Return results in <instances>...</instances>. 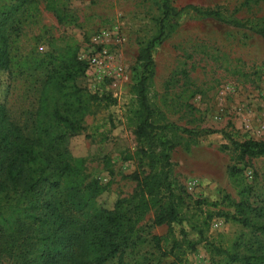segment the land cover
<instances>
[{
	"label": "rangeland",
	"instance_id": "374dc122",
	"mask_svg": "<svg viewBox=\"0 0 264 264\" xmlns=\"http://www.w3.org/2000/svg\"><path fill=\"white\" fill-rule=\"evenodd\" d=\"M23 16L11 49L13 76L0 72V101L13 119L30 125L39 107L48 70L73 57L87 63L77 85L92 97L80 135L69 141L74 157L84 160L85 183L97 181L105 191L97 203L113 209L136 188L148 160L135 131L134 87L141 75L140 50L160 27L159 0H37ZM11 0H0V6ZM171 0L181 9H219L227 19L264 23V0ZM57 4L67 21L46 9ZM169 35L155 50V74L148 88L151 105L162 122L193 135L171 134L178 147L171 153L174 185L185 200L188 223L182 229L195 250L171 254V229L152 225L154 211L137 225L130 246L107 264H226L225 251L247 253L252 227L235 218L237 203L264 211V158L240 163L222 150L225 131L239 141H264V40L247 30L198 16L191 10L171 23ZM188 72L186 77L182 71ZM239 169L236 175L232 168ZM147 174V173H146ZM203 228L200 240L191 225ZM257 224V222H254ZM155 237L161 238L159 244ZM1 263L14 264L4 254Z\"/></svg>",
	"mask_w": 264,
	"mask_h": 264
},
{
	"label": "trees",
	"instance_id": "16d2710c",
	"mask_svg": "<svg viewBox=\"0 0 264 264\" xmlns=\"http://www.w3.org/2000/svg\"><path fill=\"white\" fill-rule=\"evenodd\" d=\"M253 1L256 0H246L245 5ZM159 2V31L139 52L141 75L134 87L135 134L143 143L149 170L144 176L135 174L133 194L118 200L113 209L98 205L97 198L105 188L97 181L85 183L84 160L69 150V141L82 131L92 100L77 85L78 78L87 71L86 62L73 57L68 64L48 70L30 125L17 123L7 104L0 101V256L4 254L14 264H107L130 246L137 225L151 211L155 213L154 227L171 229V254L178 257L186 249H196L199 241H191L187 231L182 229L179 239L173 230V226L182 227L188 220L185 200L175 189L171 159L178 147L171 134L194 132L162 122L161 113L150 103L147 93L155 74V50L168 37L171 23L187 10L250 31L263 40L264 23L227 19L219 9H177L171 0ZM37 3L11 0L0 6V72L9 77L13 76L10 48L20 34L24 14ZM46 9L60 23L67 21L59 5L52 3ZM182 73L188 76L187 71ZM204 132L221 133L227 141L222 150L235 155L240 163L264 158V141H239L225 131ZM238 170L233 167L231 174L236 175ZM235 207L237 222L245 228L253 226L252 236L245 244L247 253L240 255L236 250L220 248L217 252L225 256L226 264H264V211L246 201ZM191 226L200 240H207L202 235L203 228ZM154 239L158 244L161 241Z\"/></svg>",
	"mask_w": 264,
	"mask_h": 264
}]
</instances>
